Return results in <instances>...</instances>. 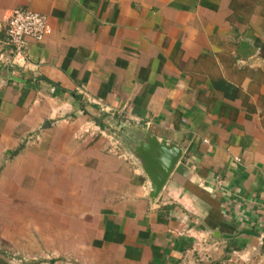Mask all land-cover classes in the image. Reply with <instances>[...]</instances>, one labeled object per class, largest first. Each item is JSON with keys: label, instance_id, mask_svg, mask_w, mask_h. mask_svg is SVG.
<instances>
[{"label": "crops", "instance_id": "crops-1", "mask_svg": "<svg viewBox=\"0 0 264 264\" xmlns=\"http://www.w3.org/2000/svg\"><path fill=\"white\" fill-rule=\"evenodd\" d=\"M0 55V264H264V0H0Z\"/></svg>", "mask_w": 264, "mask_h": 264}, {"label": "built area", "instance_id": "built-area-1", "mask_svg": "<svg viewBox=\"0 0 264 264\" xmlns=\"http://www.w3.org/2000/svg\"><path fill=\"white\" fill-rule=\"evenodd\" d=\"M7 44L15 56H23L28 40L42 41L45 37L47 19L44 15L24 9L12 10L5 21ZM6 58L0 55V64H5ZM110 151L118 154L120 144L117 138L109 134Z\"/></svg>", "mask_w": 264, "mask_h": 264}, {"label": "water", "instance_id": "water-1", "mask_svg": "<svg viewBox=\"0 0 264 264\" xmlns=\"http://www.w3.org/2000/svg\"><path fill=\"white\" fill-rule=\"evenodd\" d=\"M147 141L137 149V154L149 177L150 196L154 198L160 193L179 161L181 150L176 145L158 141L156 137H148Z\"/></svg>", "mask_w": 264, "mask_h": 264}]
</instances>
